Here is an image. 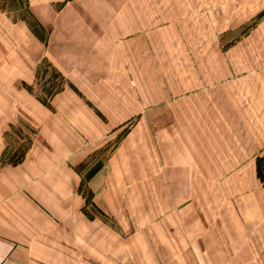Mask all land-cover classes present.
Instances as JSON below:
<instances>
[{
	"label": "crops",
	"instance_id": "1",
	"mask_svg": "<svg viewBox=\"0 0 264 264\" xmlns=\"http://www.w3.org/2000/svg\"><path fill=\"white\" fill-rule=\"evenodd\" d=\"M25 1L29 20L10 14L16 10L15 0L13 6L0 4V156L7 129L18 122L33 129L22 160L0 166V264H130L128 238L92 219L96 214L88 210L92 204L115 214L127 230L129 217L153 221L148 240L138 239L132 246L133 264H223L229 251H256L252 239L257 220L264 219V212L256 210L262 203L258 180L218 182L220 188L252 190L238 211L230 208L207 217L202 207L209 202L204 203L202 195H191L197 201L200 196V204L188 203L192 181L177 186L169 177L158 176L155 201L147 208V192L132 191L125 197L123 183L101 178L106 167L140 163L145 123L161 122L162 88L154 64L162 29L155 25L153 13L146 11L145 6L151 5L144 0H70L57 7L60 0ZM42 60L50 62L71 86L56 90L48 103L28 88L36 81ZM220 87L225 85L207 88L200 111L193 101L188 104L186 122L202 125V153L162 159L153 154L154 149L153 167L175 163L173 167L204 171L210 164L233 167L229 170L248 167L246 172H254L252 157L256 147L264 145V136L253 128L237 137L230 127L228 135L221 137L219 130L223 122L233 125L239 115L240 124L248 116L253 127L263 126L264 133V109L239 103L234 93L228 95L227 104L218 93ZM150 109L152 120L146 115ZM135 115L140 130L124 136L108 158H102L101 168L89 177L92 197L86 206L80 191L82 171L95 167L87 157L111 140L114 127ZM215 195L210 193L212 198ZM246 220L253 221L243 224ZM243 257L239 253L235 262Z\"/></svg>",
	"mask_w": 264,
	"mask_h": 264
},
{
	"label": "rangeland",
	"instance_id": "2",
	"mask_svg": "<svg viewBox=\"0 0 264 264\" xmlns=\"http://www.w3.org/2000/svg\"><path fill=\"white\" fill-rule=\"evenodd\" d=\"M12 1L0 0V4L9 7L13 6ZM68 1L70 0H60L57 7H61ZM141 1L139 0L140 3ZM144 2L151 5L145 6L146 11L150 15L153 13L155 25H160L162 29L159 38L160 48L159 46L157 48L159 53L156 54L159 57L157 64H154L156 71L158 69L160 73L159 81L162 88L161 122L145 123L143 131L145 149L140 163L133 167H106L107 171L101 176L102 180L110 178L123 183L122 195L125 197H130L132 191L147 192L146 195L149 196L146 200L148 204L145 203L147 208H150L152 206L150 203L155 201L158 176L169 177L176 181L177 186L192 181L190 185L193 184L194 187L187 188L190 191V193L187 191L188 203L200 204L201 197L199 196L197 201L192 196L195 192L202 195L203 202L206 203V200L209 202L202 207V210L207 217H212L215 212L227 213L230 208L238 211L240 208L237 206L245 201L243 197L252 190L247 187L223 186L220 188L216 186L218 182L221 184L224 180H239L246 183L253 179L259 181L257 190L262 196V203L256 210L264 212V145L256 147L255 156L252 157L255 161L252 174L249 171L246 172L248 167H236L237 170H229L233 167H211L210 164L204 171L200 168L196 171V167L189 166L173 167L175 163L171 165L172 167L163 163L160 167H153L152 156L154 149L153 154H157L162 159L167 156L169 158L175 155L174 157L177 158L184 154L202 153L199 145L202 125L186 122V115L189 112L190 101L196 104V110H201L200 101L207 95L208 87L211 89L225 85L224 88L220 87L217 90L223 95L227 104L231 98L228 95L234 93L239 103L255 107L258 111L264 109V0H257V2L255 0H144ZM15 6L16 10L10 13L14 18L30 19L25 9V0H15ZM150 9L151 12H148ZM33 23L36 22L33 21ZM34 27L38 28L36 25ZM254 56L258 58L254 59ZM145 73L150 75L148 71ZM149 78L151 77L148 76ZM69 83L50 62L42 60L37 67L36 81L28 88L33 95L48 103L56 90ZM214 91L217 94V91ZM147 114L152 120L153 109L147 110ZM196 116L200 120V116L197 114ZM240 118L239 115L234 117L233 125L224 122L220 124L221 137L228 135L227 129L230 127L237 137L240 133L252 132L253 128L264 136V133L260 131V127L263 126L253 127L248 116L242 117L244 121L240 124ZM136 126L138 125L135 115L127 122L114 127L111 140L108 139L102 148H98L87 157L86 161L89 163L91 160L92 166L95 167L82 169L80 191L86 206L89 205L92 197L88 185L89 177L101 168L98 166L102 164V158L104 156L108 158L119 140L127 134L132 136L140 130V127L136 128ZM32 135L33 129L21 122L7 129L3 134L5 148L0 156V166L20 162L30 147ZM207 152L208 149H204V153ZM213 191L216 193L214 198L210 197ZM251 207L254 211L255 207L253 205ZM88 210L91 213L96 211L92 219L95 218L106 225L114 234L128 238L130 245L128 259L130 264H133L132 255H135L132 252V246L139 243L138 239L148 240L147 233L154 232L153 221L144 223L129 217L127 230L121 226L115 214L101 211L99 205L92 204ZM193 211L198 212L195 208ZM205 219H208L209 223L216 222V220L212 222L210 218ZM249 221L253 220L242 221V223ZM257 222L259 224L255 228L256 234L253 239L251 238L257 250L251 253L229 251L227 256L230 259L227 257L223 264H264V219ZM166 232L168 233L169 230ZM239 253L245 257L237 263L235 260Z\"/></svg>",
	"mask_w": 264,
	"mask_h": 264
}]
</instances>
